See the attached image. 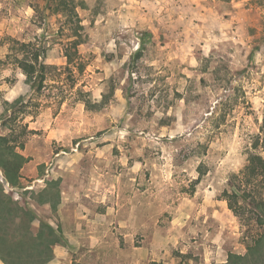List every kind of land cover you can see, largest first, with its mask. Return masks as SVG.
<instances>
[{
  "label": "rangeland",
  "instance_id": "374dc122",
  "mask_svg": "<svg viewBox=\"0 0 264 264\" xmlns=\"http://www.w3.org/2000/svg\"><path fill=\"white\" fill-rule=\"evenodd\" d=\"M79 1L84 42L67 64L57 18L0 0V136L25 159L21 188L1 170L0 184L33 232L60 235L47 264L245 255L264 232L242 200L264 199V173H246L250 154L264 159V0ZM9 39L50 46L40 90Z\"/></svg>",
  "mask_w": 264,
  "mask_h": 264
},
{
  "label": "trees",
  "instance_id": "16d2710c",
  "mask_svg": "<svg viewBox=\"0 0 264 264\" xmlns=\"http://www.w3.org/2000/svg\"><path fill=\"white\" fill-rule=\"evenodd\" d=\"M80 2L79 0H35V3L31 5L40 22H47L55 17L60 22V29L69 32L63 55L67 64L74 62V51L71 53L70 50H74L84 42L77 12V8L82 4ZM9 41L12 46L8 51L13 63L23 72L26 82L30 83L35 90H40L46 80V70L51 68V65L46 63L50 46L47 44L41 47L35 43H25L15 39H9ZM85 105L90 106L87 103ZM8 143L6 137L0 136V170L10 188L20 189L19 171L25 159L15 151V146ZM252 148H260L264 152V114L259 134L256 135ZM246 173L248 177L264 173V159L259 154H250ZM56 185V181L49 183L50 189L51 186L54 188ZM46 193L47 190H44L39 196H44ZM242 200L257 212L258 221L264 225V199L248 202L243 197ZM229 203V208L233 210L230 201ZM34 219V216L14 201L0 184V259L4 264H47L53 258L52 248L60 243V235L44 223H41L38 230L33 232L31 223ZM225 264H264V232L252 246L247 248L245 255H231Z\"/></svg>",
  "mask_w": 264,
  "mask_h": 264
},
{
  "label": "crops",
  "instance_id": "0c3cea01",
  "mask_svg": "<svg viewBox=\"0 0 264 264\" xmlns=\"http://www.w3.org/2000/svg\"><path fill=\"white\" fill-rule=\"evenodd\" d=\"M186 1L191 2V0H186ZM199 1H202V0H199ZM211 1L215 2V1H220V0H211ZM231 2H235L236 3L235 6H238L237 3H239V0H231Z\"/></svg>",
  "mask_w": 264,
  "mask_h": 264
},
{
  "label": "clouds",
  "instance_id": "9594fccd",
  "mask_svg": "<svg viewBox=\"0 0 264 264\" xmlns=\"http://www.w3.org/2000/svg\"><path fill=\"white\" fill-rule=\"evenodd\" d=\"M239 163V162H238Z\"/></svg>",
  "mask_w": 264,
  "mask_h": 264
}]
</instances>
